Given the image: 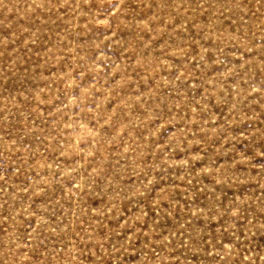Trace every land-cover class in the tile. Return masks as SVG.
<instances>
[{"label": "rangeland", "instance_id": "rangeland-1", "mask_svg": "<svg viewBox=\"0 0 264 264\" xmlns=\"http://www.w3.org/2000/svg\"><path fill=\"white\" fill-rule=\"evenodd\" d=\"M0 264H264V0H0Z\"/></svg>", "mask_w": 264, "mask_h": 264}]
</instances>
